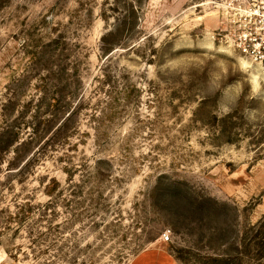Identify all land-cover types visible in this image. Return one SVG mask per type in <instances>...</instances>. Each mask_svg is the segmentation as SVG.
Segmentation results:
<instances>
[{
	"label": "rangeland",
	"instance_id": "rangeland-1",
	"mask_svg": "<svg viewBox=\"0 0 264 264\" xmlns=\"http://www.w3.org/2000/svg\"><path fill=\"white\" fill-rule=\"evenodd\" d=\"M261 56L264 0H0V264H264Z\"/></svg>",
	"mask_w": 264,
	"mask_h": 264
},
{
	"label": "crops",
	"instance_id": "crops-1",
	"mask_svg": "<svg viewBox=\"0 0 264 264\" xmlns=\"http://www.w3.org/2000/svg\"><path fill=\"white\" fill-rule=\"evenodd\" d=\"M132 264H173V261L157 247L140 253Z\"/></svg>",
	"mask_w": 264,
	"mask_h": 264
},
{
	"label": "trees",
	"instance_id": "trees-1",
	"mask_svg": "<svg viewBox=\"0 0 264 264\" xmlns=\"http://www.w3.org/2000/svg\"><path fill=\"white\" fill-rule=\"evenodd\" d=\"M118 35V30L117 28H114L111 32L108 34L104 35L100 39V51L101 55L104 57L108 56L113 48H114V43H111V41ZM24 144H21V146Z\"/></svg>",
	"mask_w": 264,
	"mask_h": 264
},
{
	"label": "built area",
	"instance_id": "built-area-1",
	"mask_svg": "<svg viewBox=\"0 0 264 264\" xmlns=\"http://www.w3.org/2000/svg\"><path fill=\"white\" fill-rule=\"evenodd\" d=\"M239 47L242 48L241 50H242V53H243V54L248 55V54L250 53L249 50L246 48V45H245V44H242V43H241ZM260 62H261V63H264V56H261V57H260ZM160 239H161L163 242H168L169 239H170V231H169V230L165 231V232L161 235Z\"/></svg>",
	"mask_w": 264,
	"mask_h": 264
}]
</instances>
